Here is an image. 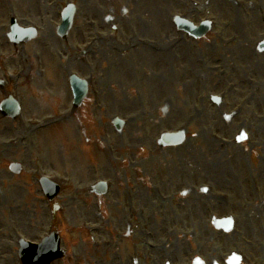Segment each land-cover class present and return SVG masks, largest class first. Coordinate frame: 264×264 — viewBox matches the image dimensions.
I'll list each match as a JSON object with an SVG mask.
<instances>
[{
    "label": "rangeland",
    "instance_id": "1",
    "mask_svg": "<svg viewBox=\"0 0 264 264\" xmlns=\"http://www.w3.org/2000/svg\"><path fill=\"white\" fill-rule=\"evenodd\" d=\"M11 1L14 3L12 11L20 18L23 27L39 25L43 32L37 42L15 50L6 39L14 13L7 15L6 0H0L3 54L11 60L15 71H21L23 51L27 52L33 65L31 76L26 80L24 77L23 81L30 84L26 93L28 105L34 108L39 103L42 116L54 120L52 127L56 130L44 136L49 142L45 141L39 150L38 146L33 150L30 146H33L34 137L28 128L18 123H0V264H21L18 233L38 242L55 230V225L60 230L62 246L67 253L65 261L55 264H192L195 257L201 258L205 264H213L233 252L246 258L244 264L248 261L264 264V230L240 231L242 224L247 227L246 221L253 219L255 222L257 212L264 225L261 204L264 187H260L261 194L257 197H249L246 192L253 183L262 184L259 178L264 183V175L254 172L255 176H249L251 182L242 176L247 168L246 160L251 157L254 162L253 157L258 152L246 145L241 149L231 147L228 153L222 148L215 152L214 160L203 152L211 149L213 144L221 146L215 137L226 138L216 136L209 129L208 114L226 116L235 107L227 103L221 109L212 104L211 94H220L211 87L210 81H217L213 69L220 64L233 65V61L242 59L243 54L247 55L257 47L259 40L264 39V23L260 16L264 14V0H240L242 3L254 2L250 16L244 15L240 6L231 0H140L138 6L139 0L136 3L134 0L111 3L107 0ZM18 1L25 2L20 6L22 14H17L22 12L17 7ZM69 3L77 5L78 13L69 40L63 42L57 36L56 26L61 24L59 12ZM191 3L198 6L197 10L192 9ZM177 16L194 24L200 19L214 17L218 26L206 39L194 43L177 32L173 22ZM159 19L162 26L156 29L154 26ZM93 21L95 27H90ZM167 26L173 30L162 32ZM114 27L120 30L116 35L118 49L114 46L101 48L99 41L94 46L93 56L90 53L87 61L86 57L79 58L78 63L68 69V60L80 53L77 48L83 49L97 38L112 41L109 33ZM47 30L53 32L54 40L45 38ZM178 36L184 39L178 50L169 54L161 52L158 47L161 40L168 37L165 40L171 45L173 37ZM229 40L235 42L227 45ZM48 64L52 65L46 75L42 79L36 78L34 71L37 67L44 70ZM71 72H78L85 78L90 74L96 76L101 109L94 106L92 97L88 96L83 106L73 112V95L69 87ZM0 73L3 75L1 67ZM1 92L0 96L8 94L10 87L2 88ZM27 117L32 123L39 120L32 112H28ZM115 117L128 121L129 126L122 134L115 131ZM63 122H72L71 130L76 127L77 139L73 144L89 161L82 167L72 166L73 173L64 176L61 175L65 173L62 167L64 157L69 165L73 144L66 135L60 142L59 130H69L64 124L58 127V123ZM237 126L231 125L232 128ZM183 130L187 131V141L182 147L159 149L157 143L161 135ZM104 131L109 135L105 136ZM231 132L233 135L237 133ZM19 137L27 141L19 144ZM73 138L71 132L70 140ZM35 140L38 142L37 137ZM121 147L125 154L132 155L131 159L124 158ZM98 152H105L107 167L94 166ZM154 153L157 155H154L153 164L152 160L150 164L143 161ZM13 162L22 164L24 172L21 177L9 172V164ZM195 166L200 167L199 174L195 172ZM38 167L48 174L59 172L58 177L63 183L64 190L58 200L63 210L55 214V223L52 205L45 199L39 183ZM216 169L224 174H217ZM99 180L112 183L109 196L98 198L92 194L90 189ZM204 187L210 188L207 194L203 193ZM129 194H134V208L127 205ZM219 194L227 195L228 199L222 202L216 199L215 207L209 208L207 201ZM189 196L202 198L200 203L208 216L194 224L196 228L207 227L210 233L209 245L199 241L198 252L191 255L185 253L186 247H181L185 239L178 228V219L185 218V209L192 205L191 202L183 206ZM161 198L167 200L161 202ZM245 203L256 208L250 212L242 206ZM230 215L238 221L236 234L217 233L211 225L212 218ZM147 218L153 220L149 226L144 221ZM86 223L99 226V231L93 236L85 232L82 225ZM146 231L154 233L155 244L160 246L159 250L152 252L153 259L147 257L143 246ZM188 234L194 237V230Z\"/></svg>",
    "mask_w": 264,
    "mask_h": 264
},
{
    "label": "water",
    "instance_id": "2",
    "mask_svg": "<svg viewBox=\"0 0 264 264\" xmlns=\"http://www.w3.org/2000/svg\"><path fill=\"white\" fill-rule=\"evenodd\" d=\"M71 13L68 15L70 16ZM42 255H49L47 257L41 258L38 262V258ZM57 256V247L52 240H48L46 246H43L42 249L38 251H31L29 248L24 247L21 252L22 260L25 264H50Z\"/></svg>",
    "mask_w": 264,
    "mask_h": 264
},
{
    "label": "bare ground",
    "instance_id": "3",
    "mask_svg": "<svg viewBox=\"0 0 264 264\" xmlns=\"http://www.w3.org/2000/svg\"><path fill=\"white\" fill-rule=\"evenodd\" d=\"M157 26H160L161 27V21L159 22V24ZM169 29L171 30L170 26H169ZM162 50L165 52V53H169V52H172L171 49L168 47V44H165L162 42ZM205 101H207V99H205ZM199 205V204H198ZM198 205L196 206V208L198 209ZM200 210V209H198ZM202 211V210H200ZM208 233V230L207 229H200L198 231V235L196 238L194 239H190V238H186V240L181 243L182 244V247H187V250H186V253L187 254H191L194 252V246H195V243L196 241L199 239V238H203L207 235Z\"/></svg>",
    "mask_w": 264,
    "mask_h": 264
}]
</instances>
